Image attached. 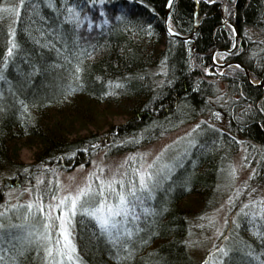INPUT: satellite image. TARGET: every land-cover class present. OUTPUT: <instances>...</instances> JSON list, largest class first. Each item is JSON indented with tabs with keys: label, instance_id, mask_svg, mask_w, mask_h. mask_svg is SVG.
I'll list each match as a JSON object with an SVG mask.
<instances>
[{
	"label": "trees",
	"instance_id": "16d2710c",
	"mask_svg": "<svg viewBox=\"0 0 264 264\" xmlns=\"http://www.w3.org/2000/svg\"><path fill=\"white\" fill-rule=\"evenodd\" d=\"M51 2L56 7L25 0L19 16L0 20V172H11L0 181V203L7 190L32 187L40 175L87 165L99 151L109 157L130 153L218 112L225 129L206 126L190 154L176 163L165 185L171 194L165 200L155 191L146 202L156 211L142 214L130 250L112 247L78 221L75 227L82 264H196L187 240L190 221L213 207L216 183L241 143L251 183L264 180V87L251 84L241 68L211 62L217 51L224 63L241 64L259 82L264 0H175L169 11L173 31L190 35L197 24L192 53L166 32L169 0H74L80 5L78 28L64 20L59 5L65 0ZM224 18L238 32L233 50L234 32ZM10 35L19 47L8 55ZM77 63L80 79L74 80ZM36 99L47 112L15 123L13 101L31 106ZM116 118L119 125L103 126ZM74 124L85 133L70 132ZM16 145L32 150L29 164L16 162ZM243 198L232 203L230 215L238 224L221 264H264V221L251 216V205L242 208ZM17 217L23 216L14 212L6 222ZM0 256L4 264H12L13 256L19 264H42L40 253L20 257L9 249Z\"/></svg>",
	"mask_w": 264,
	"mask_h": 264
},
{
	"label": "snow or ice",
	"instance_id": "6c2138e0",
	"mask_svg": "<svg viewBox=\"0 0 264 264\" xmlns=\"http://www.w3.org/2000/svg\"><path fill=\"white\" fill-rule=\"evenodd\" d=\"M48 2L49 7H56L51 0ZM91 2L92 0H87V3ZM24 3L25 0H18L17 4L0 3V20L12 15L19 16ZM59 7L64 10V20L74 22L78 28L81 23L80 5L74 3V0H65ZM84 18L87 19V16ZM168 31L172 32V29L169 28ZM9 32L14 35L11 28ZM12 35L9 36L8 55L19 47ZM74 67L72 79L79 80L77 74L81 72V68L78 63ZM3 78L0 76V79ZM188 143L195 141L190 140ZM164 147L167 149L168 145ZM146 156L143 153H130L111 171L107 165L93 161L94 167L74 189L66 188L59 179L54 183L49 181L44 188L37 187L35 196L25 202L26 211L22 221L17 217L18 222L6 224L0 219V244L7 246L0 248V252L7 254L11 249L18 251L20 257L40 253L42 264H82L73 232L77 221L82 227H91L94 235L98 234L112 247L130 250L132 238L141 231L137 222L141 220L142 214H154L156 211L146 206V202L154 197L155 190L168 179V173L175 167L171 160H164L163 149L151 162ZM78 167L83 168L84 165ZM232 172L234 174V168ZM41 183V180H37V185ZM17 207L19 206L5 207L4 212H0V217H4L9 208ZM242 208H249L252 217L264 221V198L250 200ZM249 212L244 213L245 217ZM213 249L221 260L229 255V249L224 245L219 248L214 245ZM209 255L212 253L209 252ZM125 256L130 258L129 253H125ZM115 258L119 260L121 256L117 255ZM0 264H4L3 256H0ZM12 264H19L16 256L12 257Z\"/></svg>",
	"mask_w": 264,
	"mask_h": 264
},
{
	"label": "rangeland",
	"instance_id": "374dc122",
	"mask_svg": "<svg viewBox=\"0 0 264 264\" xmlns=\"http://www.w3.org/2000/svg\"><path fill=\"white\" fill-rule=\"evenodd\" d=\"M170 24V23H169ZM169 27L172 29V25ZM258 36V35H257ZM215 61L220 64H225L223 62V56L216 54L214 57ZM231 68V67H230ZM225 69V68H222ZM252 80V79H251ZM252 82L256 83L257 81ZM0 101H3L0 98ZM14 102V121L15 123H21L24 119L31 118L32 115L44 114L47 112V108L44 102L41 100H33L31 106L24 105ZM45 117H47L45 115ZM45 119V118H44ZM122 122L121 118H116L113 120L106 121L103 124L104 127H108L109 123L119 125ZM207 127L219 128L221 130L225 129V121L222 119L220 113H211L206 115V117H200L195 119L193 122L185 123L175 128L173 131L164 134L163 137L154 141L151 144L144 145L142 148L134 150L130 153H143L147 154L146 158L151 162L152 158L161 150H164V160H171L176 166L181 158L189 155L190 148L196 145L197 138L204 132L203 129ZM81 127L73 125L70 132L74 130H79L84 134V130ZM93 131L89 129L87 131ZM194 140L195 143L189 144L188 141ZM165 145L168 148L165 149ZM15 160L18 163L29 164L32 158V150L26 148L25 146L16 145ZM245 144H240L238 149L234 154L231 155L229 163L226 166L223 176L218 180L217 189L218 196L216 197L213 207L210 210L199 214L190 221V233L188 237L189 251L190 255L193 257L196 264H221L222 260L220 255L214 251L213 246L219 248L224 245L228 248L229 241L232 240V235L234 230L237 228L238 219L236 214L230 215V210L232 203L237 199H241L244 194L242 205L248 203L250 200H257L258 198H264V180L262 184L253 185L251 183L252 168L249 167L247 161H245L246 154ZM130 153H123L121 155L105 156L103 151H99L93 156L89 164L84 165L83 168H73L66 171H51L50 174L44 179L43 176H39L36 179V183L31 187L25 185L23 187H17L14 189L7 190L4 194V200L0 203V212H4L5 207L9 205H18L19 207L13 209L9 208L8 212L4 217H0L4 223L10 219L12 213H17L23 216L24 211H26L25 202L35 196L37 187H43V184L47 185L49 181L55 182L56 179L62 181L66 188L74 189L77 184L82 183L83 177L87 172L94 167L93 161L97 164L107 165L108 169L115 170L116 166L119 165L122 159L128 156ZM235 169L233 174L232 170ZM175 167L172 169L174 170ZM172 172V171H171ZM171 172L168 173V179L163 182V184L157 188L155 191L162 192L165 200L168 198L167 195L172 192V188L168 189L165 187L166 182L170 178ZM11 172H0V181L7 176H10ZM37 180H41V184L37 185ZM27 189V191H25ZM229 199L231 202H229ZM23 220L20 219V221ZM76 223L73 227V232L75 233ZM227 237V239H225ZM76 242V234H75ZM209 252L212 255H209Z\"/></svg>",
	"mask_w": 264,
	"mask_h": 264
},
{
	"label": "water",
	"instance_id": "95a60500",
	"mask_svg": "<svg viewBox=\"0 0 264 264\" xmlns=\"http://www.w3.org/2000/svg\"><path fill=\"white\" fill-rule=\"evenodd\" d=\"M174 1L175 0H169V5H168V7L165 10L164 24L166 26V32H167L168 35L174 36V37L178 38L179 40H182V41L186 42L187 45H188V50L192 53L194 51V45L193 44H194V39H195V36H196L195 33L197 31V24H196L195 28L193 29V31H192V33L190 35H181L180 36V35L176 34L174 31H172V32L168 31V29L170 28L169 27V25H170L169 24V15H170L169 11H170V7L174 3ZM194 1L197 2L198 0H194ZM195 18H196V14H195ZM224 22H227L228 24H230L227 21L226 18L224 19ZM230 26H231L232 32H234V36H235V38H234V46L232 48V50H233L235 48V45L237 44L236 42H237V39H238V32H236V28H234L231 24H230ZM232 50H230L228 52H231ZM215 53H217V51L214 52V54ZM214 54H213L212 60H211L213 65H216V66H218L220 68H226V67L241 68V69H243L244 75H246L247 80H249V82L251 84L256 85V86L260 85V86L264 87V75L262 76V78L259 80L258 83H254V82H252V80L250 78V75L248 74V70H246L241 64H238V63L235 64V63H231V62H226L225 64H221L220 65V64L215 62V60H214V56L215 55Z\"/></svg>",
	"mask_w": 264,
	"mask_h": 264
}]
</instances>
